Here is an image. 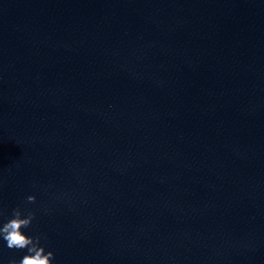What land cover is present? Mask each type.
Returning <instances> with one entry per match:
<instances>
[{"label":"water","instance_id":"95a60500","mask_svg":"<svg viewBox=\"0 0 264 264\" xmlns=\"http://www.w3.org/2000/svg\"><path fill=\"white\" fill-rule=\"evenodd\" d=\"M0 264H264V0H0Z\"/></svg>","mask_w":264,"mask_h":264}]
</instances>
